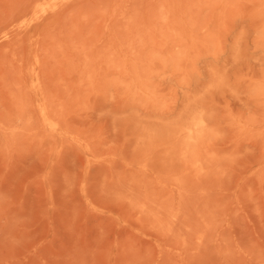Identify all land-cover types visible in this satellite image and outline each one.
I'll return each mask as SVG.
<instances>
[{
    "label": "rangeland",
    "instance_id": "374dc122",
    "mask_svg": "<svg viewBox=\"0 0 264 264\" xmlns=\"http://www.w3.org/2000/svg\"><path fill=\"white\" fill-rule=\"evenodd\" d=\"M0 264H264V0H0Z\"/></svg>",
    "mask_w": 264,
    "mask_h": 264
}]
</instances>
